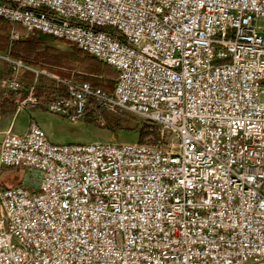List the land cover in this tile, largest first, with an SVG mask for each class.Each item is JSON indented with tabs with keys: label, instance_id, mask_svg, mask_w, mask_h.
I'll use <instances>...</instances> for the list:
<instances>
[{
	"label": "built area",
	"instance_id": "built-area-1",
	"mask_svg": "<svg viewBox=\"0 0 264 264\" xmlns=\"http://www.w3.org/2000/svg\"><path fill=\"white\" fill-rule=\"evenodd\" d=\"M0 17L117 70L108 90L35 70L66 86L50 111L120 108L162 134L59 144L11 124L0 165L40 182L0 188V264H264V0H0ZM0 56L1 114L30 67Z\"/></svg>",
	"mask_w": 264,
	"mask_h": 264
},
{
	"label": "rangeland",
	"instance_id": "rangeland-1",
	"mask_svg": "<svg viewBox=\"0 0 264 264\" xmlns=\"http://www.w3.org/2000/svg\"><path fill=\"white\" fill-rule=\"evenodd\" d=\"M5 20V19H4ZM4 30L0 32L2 35L7 36L9 42H14L11 38V31L13 28L18 29L16 24H12L5 20ZM21 32V38L29 37L30 33ZM55 40L51 44L59 50L65 57L66 64L62 66L48 67L41 64L39 61L35 65H28L21 58H13L8 52H0V55H10L12 59L20 60L23 64L30 68L22 67L15 75L23 83L24 88L21 90L28 94V89L31 85H35L34 97L38 100L36 104H29L27 108L17 111V105L4 110L0 114V143L4 137V133L11 124L12 130L18 134H24L28 128L31 119L44 130L47 137L51 142L59 144H89L97 142H156L162 136L158 127L138 117L137 115L126 111L124 109L116 108L111 110L107 107L100 106L96 109L94 106L89 105L83 117L72 120L69 117L50 111L47 108L46 98H50L52 91L57 88L59 93L66 92V86L58 84L55 79L48 77L45 74L36 76V71H45L52 73L61 79L69 81H82L87 80L91 83L101 86L105 89H111L116 80V69L111 65L101 61L100 59L81 51L83 55L94 57L97 61L101 62L102 67H108L115 72V75L107 74L103 69L96 71L90 67L89 62H85L83 57H76L72 50L74 44L64 39ZM19 39V40H20ZM12 73L9 62L0 56V76H10ZM9 93L8 97L16 104L14 95L21 93ZM2 91H0V95ZM27 93V94H26ZM24 99V97L22 98ZM21 99V100H22ZM20 101V100H18ZM12 110L5 114L8 110ZM3 117V118H2ZM11 123V124H10ZM24 168L4 167L0 165V188L9 187L21 182L22 179L28 183H35L39 174L32 170L31 174L26 175Z\"/></svg>",
	"mask_w": 264,
	"mask_h": 264
},
{
	"label": "trees",
	"instance_id": "trees-1",
	"mask_svg": "<svg viewBox=\"0 0 264 264\" xmlns=\"http://www.w3.org/2000/svg\"><path fill=\"white\" fill-rule=\"evenodd\" d=\"M6 21L0 17V32L4 30V25ZM18 29H23L20 24H16ZM24 30V29H23ZM55 38L51 35L44 34L39 31H34L30 33L29 37L25 39H20L18 41L9 42L7 36L0 33V52H8L13 58H21L23 62L28 65H35L39 61H42L41 64L53 67V66H62L66 64L65 57L63 54L54 47L51 42ZM72 53L76 57H83V60L89 62L90 67L94 70L105 71L107 74L115 75V72L108 67H102L101 62L97 61L94 57L83 55L79 48L74 45ZM116 78L118 72L116 71ZM152 126L156 127L152 124Z\"/></svg>",
	"mask_w": 264,
	"mask_h": 264
},
{
	"label": "crops",
	"instance_id": "crops-1",
	"mask_svg": "<svg viewBox=\"0 0 264 264\" xmlns=\"http://www.w3.org/2000/svg\"><path fill=\"white\" fill-rule=\"evenodd\" d=\"M52 93H53V91H52ZM51 93V94H52ZM27 94V93H26ZM23 97H25V93L24 92H22L21 91V93H19V94H17V96L16 95H14V98H15V103L18 101V100H21ZM47 99V98H46ZM46 101V100H45ZM16 104H14L13 103V107L15 106ZM12 110V108L10 109V110H8L7 112H5V114L6 113H8V112H10ZM3 118V117H2ZM1 121V120H0ZM11 124V123H10ZM10 127V126H9ZM26 170V169H25ZM30 172H32V171H29V170H26V172H25V174L26 175H29V174H31ZM36 173H38L39 175H40V173L38 172V171H35ZM39 182H40V176H39V178H38V180L35 182V183H32V184H30V183H28L26 180H24V179H22L21 180V184H24V185H26V186H28V187H35V186H37L38 184H39Z\"/></svg>",
	"mask_w": 264,
	"mask_h": 264
}]
</instances>
